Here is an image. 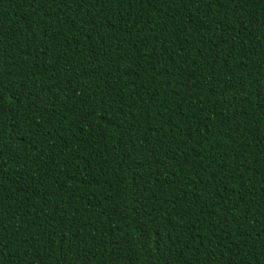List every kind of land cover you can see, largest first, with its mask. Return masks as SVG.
<instances>
[{
  "label": "trees",
  "instance_id": "obj_1",
  "mask_svg": "<svg viewBox=\"0 0 264 264\" xmlns=\"http://www.w3.org/2000/svg\"><path fill=\"white\" fill-rule=\"evenodd\" d=\"M0 264H264V0H0Z\"/></svg>",
  "mask_w": 264,
  "mask_h": 264
}]
</instances>
